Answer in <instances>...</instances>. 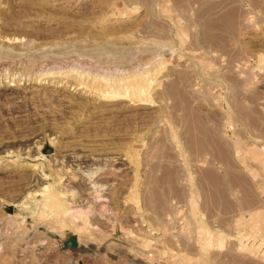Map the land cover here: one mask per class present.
Returning a JSON list of instances; mask_svg holds the SVG:
<instances>
[{
  "label": "rangeland",
  "instance_id": "obj_1",
  "mask_svg": "<svg viewBox=\"0 0 264 264\" xmlns=\"http://www.w3.org/2000/svg\"><path fill=\"white\" fill-rule=\"evenodd\" d=\"M0 47V264H264V0H0Z\"/></svg>",
  "mask_w": 264,
  "mask_h": 264
},
{
  "label": "bare ground",
  "instance_id": "obj_2",
  "mask_svg": "<svg viewBox=\"0 0 264 264\" xmlns=\"http://www.w3.org/2000/svg\"><path fill=\"white\" fill-rule=\"evenodd\" d=\"M7 40V39H6ZM14 40H16L17 42V39L15 38ZM24 40V39H23ZM7 41H10L9 39ZM12 42V41H11ZM5 47V46H4ZM1 48V47H0ZM14 50V48H13ZM1 51V50H0ZM1 53V52H0ZM159 53V52H158ZM160 55V54H159ZM162 57V56H161ZM156 58V57H155ZM164 62V61H163ZM75 64V63H74ZM78 64V63H77ZM81 65V64H80ZM76 66V65H75ZM141 67V66H140ZM154 67V66H153ZM82 67L79 66V68H75L73 66V68L71 69V71L73 73H67L66 74H62L61 78L62 81L60 80V82H62V84L65 86V87H68V82H70L69 78H71L72 80L76 81L75 83H78L80 84L79 87L83 86V87H89L90 88V91L91 93L93 92L94 94H99L101 96H103L104 98H108V99H115V98H121L123 99H126V97H140V101L142 100V102L144 101H148L146 98L150 95L149 91H150V87L152 85V82H153V77H151L152 74H146V75H143V76H140L141 74L143 73H140V69L137 67H132V71H130L132 74H136V75H139V76H136V77H130L132 75H128L127 73V76L125 79V77H120L119 78H114L115 76V73L114 71L111 72V73H105L103 74V72H109V71H103L102 74L98 73V74H95L94 70L92 71H86L84 68L81 69ZM90 68V67H89ZM92 68V67H91ZM144 68V67H143ZM43 69V68H42ZM41 69V70H42ZM45 69V68H44ZM43 69V70H44ZM88 69V68H87ZM150 69V68H149ZM40 70V71H41ZM140 70V71H138ZM148 70V69H147ZM251 70V69H250ZM61 71V70H60ZM69 71V70H68ZM117 71V70H116ZM115 71V72H116ZM159 72V70H157ZM241 71V70H240ZM254 71V69H253ZM261 71V70H260ZM39 72V71H37ZM58 72V71H57ZM128 72V71H127ZM129 72V73H130ZM43 73V72H42ZM40 73V74H42ZM45 73V72H44ZM53 73V72H52ZM46 74V73H45ZM58 74V73H57ZM60 74L61 72H59V76L60 77ZM84 75V76H83ZM86 75V76H85ZM118 75V74H117ZM50 76V75H49ZM54 76V75H53ZM52 76V78H53ZM56 76V75H55ZM128 76L130 78H128ZM46 77V80L49 78L48 76H45ZM48 77V78H47ZM51 77V76H50ZM88 77L91 79H88ZM51 79V78H50ZM94 79V80H93ZM38 80V79H37ZM88 80V81H87ZM42 78L40 79L39 82L42 83ZM45 81V80H44ZM65 81V82H64ZM71 83H74L71 81ZM38 84V82H37ZM40 84V83H39ZM38 84V85H39ZM78 84V85H79ZM22 85V84H21ZM77 85V84H76ZM81 87V88H83ZM69 88H71V85L69 86ZM88 88V89H89ZM75 89V88H74ZM149 94V95H148ZM146 97V98H145ZM147 103V102H145ZM144 104V103H143ZM37 149V148H36ZM29 150V149H28ZM27 152V151H25ZM24 152V153H25ZM30 152V151H28ZM31 153V152H30ZM26 154V153H25ZM29 156V154H28ZM40 156V154H39ZM31 157V156H29ZM34 157V156H33ZM42 158H44L45 156H40ZM39 157V159H41ZM36 159V157L34 158ZM38 160V159H37ZM44 160L47 162V160L44 158ZM49 161V159H48ZM44 162V161H42ZM45 164L44 163H40V165H35V167H33L36 172L38 173V176L40 177V180L42 179V183H46L44 186L45 187H42V193H40V196L42 197V199H40V202L43 203V208L46 210V211H50L51 214H55L56 217L59 218V222H65L66 220L68 219H72V218H76L78 216H80V214H84V211H82L81 209H77V208H74L73 206L69 205L66 200H65V195L66 193L65 192H57L52 186L51 184L48 182V180H50V177L51 175L49 173H47V171H49L48 169H51L53 167V165H51L50 162H47V163H50V164ZM11 165V163H10ZM14 166L16 164H13ZM18 165V164H17ZM22 165V164H21ZM31 165V164H30ZM34 166V165H33ZM17 167V166H16ZM20 167V166H19ZM52 170V169H51ZM33 176V175H32ZM36 181V180H35ZM38 181V180H37ZM44 181V182H43ZM41 182V181H40ZM39 183V182H38ZM41 184V183H40ZM35 185V184H34ZM42 185V184H41ZM39 201V200H38ZM37 206V205H36ZM40 209V208H39ZM82 211V213H81ZM46 215V214H45ZM11 217H14L16 216V212H14L12 215H10ZM82 216V215H81ZM209 231L207 232V235H208ZM207 238V237H206ZM212 236H211V233H209V237H208V240H211ZM206 242V241H205ZM214 244V243H213ZM210 247V246H209Z\"/></svg>",
  "mask_w": 264,
  "mask_h": 264
},
{
  "label": "water",
  "instance_id": "obj_3",
  "mask_svg": "<svg viewBox=\"0 0 264 264\" xmlns=\"http://www.w3.org/2000/svg\"><path fill=\"white\" fill-rule=\"evenodd\" d=\"M8 213H13V208L10 207L7 209ZM64 249L70 248V249H76L78 247L77 238L75 235H70L69 238L63 242Z\"/></svg>",
  "mask_w": 264,
  "mask_h": 264
}]
</instances>
